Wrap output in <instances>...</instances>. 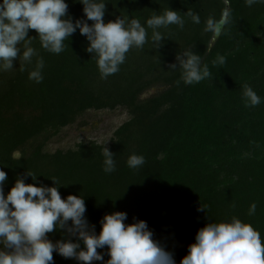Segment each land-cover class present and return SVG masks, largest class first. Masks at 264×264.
<instances>
[{
    "label": "trees",
    "instance_id": "trees-1",
    "mask_svg": "<svg viewBox=\"0 0 264 264\" xmlns=\"http://www.w3.org/2000/svg\"><path fill=\"white\" fill-rule=\"evenodd\" d=\"M226 1L104 0L105 23L128 16L146 24L153 13L167 8L186 21L183 30L176 25L160 29L165 38L158 49L148 29L149 42L142 50L133 47L120 71L107 79L101 78L93 54L86 51L89 41L79 30L58 55L45 51L36 31L30 30L29 37H37L31 46L45 62L43 82L28 78L36 57L26 71L17 60L15 69L0 73L5 194L20 177L34 183L27 172L37 176L36 186H56V180L62 199L84 196L87 219L97 234L106 214L126 212L128 224L134 218L147 222L155 238L174 252L177 264L197 231L210 222L235 216L252 225L264 241V4L250 8L245 0ZM66 2L73 22L86 19L79 0ZM226 9L232 22L211 44L213 33L205 31L206 21L218 20ZM187 11L198 14L201 23H192ZM188 50L202 57L211 77L178 86L180 70L169 65ZM218 57L226 62L220 64ZM244 85L261 97L258 106L244 105ZM153 88L159 90L145 97ZM117 108H124L128 119L105 146L115 154V172L103 171L104 145L93 140L67 150H45L85 112ZM133 154L145 158L140 169L127 166ZM253 203L256 212L249 215ZM48 235L53 242L64 238L61 231ZM53 256L55 264H78Z\"/></svg>",
    "mask_w": 264,
    "mask_h": 264
},
{
    "label": "clouds",
    "instance_id": "clouds-1",
    "mask_svg": "<svg viewBox=\"0 0 264 264\" xmlns=\"http://www.w3.org/2000/svg\"><path fill=\"white\" fill-rule=\"evenodd\" d=\"M86 19L73 22L66 0H0V73L12 71L19 60L20 70L35 65L29 79L42 83L45 62L29 31L35 30L41 47L52 54H61L66 41L77 30L89 41L86 51L93 54L102 79L120 71L126 54L133 48L143 49L148 41V29L152 30L151 42L156 49L162 47L165 36L159 31L172 25L183 30L185 18L178 11L165 9L153 13L142 24L139 19L121 16L105 23L104 0H79ZM247 7L264 4V0H245ZM192 23L200 24L198 14L185 13ZM87 21H92L89 24ZM232 13L224 10L218 20L209 18L205 31L219 35L231 24ZM177 63L169 65L180 70V80L185 85L198 84L211 77L202 57L191 50L177 54ZM220 64L224 57H218ZM242 100L246 107H256L261 97L248 85H244ZM103 171H116L115 154L103 149ZM142 155H131L127 160L130 169H140L145 164ZM34 183H26L24 177L16 179L14 186L5 194L7 173L0 168V264H55L53 254L72 259L78 264H177L175 254L155 238V233L144 220L134 218L126 223L128 215L123 211L106 214L100 221L101 230L96 232L90 225L84 196L68 195L62 199L56 186H46L37 176L27 172ZM253 203L249 215H254ZM205 210L204 207L200 209ZM61 231L64 238L53 242L50 233ZM107 249L106 252L98 251ZM105 255L109 257L105 261ZM180 264H264V241L252 225L233 216L230 221L210 222L200 228L195 242L187 248Z\"/></svg>",
    "mask_w": 264,
    "mask_h": 264
},
{
    "label": "rangeland",
    "instance_id": "rangeland-1",
    "mask_svg": "<svg viewBox=\"0 0 264 264\" xmlns=\"http://www.w3.org/2000/svg\"><path fill=\"white\" fill-rule=\"evenodd\" d=\"M159 90L153 88L145 94L149 96ZM128 119V113L124 108L115 110H89L78 117L73 124L60 130L45 146L48 152L56 150H67L84 141L93 140L108 146L113 132Z\"/></svg>",
    "mask_w": 264,
    "mask_h": 264
},
{
    "label": "water",
    "instance_id": "water-1",
    "mask_svg": "<svg viewBox=\"0 0 264 264\" xmlns=\"http://www.w3.org/2000/svg\"><path fill=\"white\" fill-rule=\"evenodd\" d=\"M223 1H226V0H223ZM227 2V1H226ZM222 32V31H221ZM221 34V33H220ZM219 35H216V34H213L212 35V38H211V44H213L218 38H219Z\"/></svg>",
    "mask_w": 264,
    "mask_h": 264
}]
</instances>
